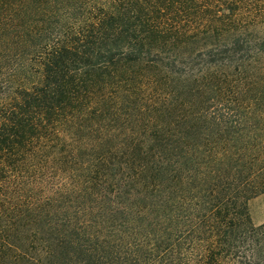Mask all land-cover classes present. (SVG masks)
<instances>
[{
	"label": "trees",
	"instance_id": "obj_1",
	"mask_svg": "<svg viewBox=\"0 0 264 264\" xmlns=\"http://www.w3.org/2000/svg\"><path fill=\"white\" fill-rule=\"evenodd\" d=\"M264 0H0V264H264Z\"/></svg>",
	"mask_w": 264,
	"mask_h": 264
},
{
	"label": "rangeland",
	"instance_id": "obj_2",
	"mask_svg": "<svg viewBox=\"0 0 264 264\" xmlns=\"http://www.w3.org/2000/svg\"><path fill=\"white\" fill-rule=\"evenodd\" d=\"M248 209L255 225L264 222V192L248 201Z\"/></svg>",
	"mask_w": 264,
	"mask_h": 264
}]
</instances>
